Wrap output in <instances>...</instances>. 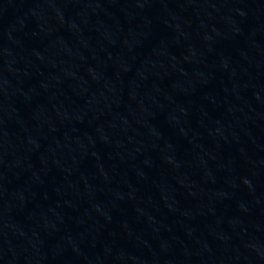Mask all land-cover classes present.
Returning a JSON list of instances; mask_svg holds the SVG:
<instances>
[{
    "label": "water",
    "instance_id": "water-1",
    "mask_svg": "<svg viewBox=\"0 0 264 264\" xmlns=\"http://www.w3.org/2000/svg\"><path fill=\"white\" fill-rule=\"evenodd\" d=\"M0 264H264V0H0Z\"/></svg>",
    "mask_w": 264,
    "mask_h": 264
}]
</instances>
